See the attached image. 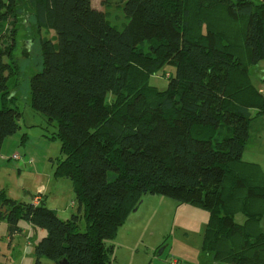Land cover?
Returning <instances> with one entry per match:
<instances>
[{
	"label": "trees",
	"instance_id": "1",
	"mask_svg": "<svg viewBox=\"0 0 264 264\" xmlns=\"http://www.w3.org/2000/svg\"><path fill=\"white\" fill-rule=\"evenodd\" d=\"M25 1L38 27L57 37L31 78V107L56 127L62 158L55 175L73 182L86 229L79 231V215L63 220L45 199L36 203L40 195L28 203L2 190L8 236L23 233L21 222L45 231L35 264L45 257L110 264L105 241L143 196L162 195L209 212L203 250L215 261L264 264V172L243 161L251 121L264 115V95L250 76L264 60V0H197L204 20L196 26L187 0H103L123 3L129 22L121 30L92 0ZM16 13L17 0H0V23ZM211 14L225 16L213 22ZM224 19L226 26L217 24ZM144 42L147 52L140 51ZM3 54L0 158L23 118L17 96L6 94L14 67ZM167 66L175 73L159 90L151 78ZM135 70L143 78L136 81Z\"/></svg>",
	"mask_w": 264,
	"mask_h": 264
},
{
	"label": "rangeland",
	"instance_id": "2",
	"mask_svg": "<svg viewBox=\"0 0 264 264\" xmlns=\"http://www.w3.org/2000/svg\"><path fill=\"white\" fill-rule=\"evenodd\" d=\"M196 1L187 0L191 13L190 22L195 26L199 24L197 20L200 19L201 23L204 20L203 10L194 5ZM92 3L95 8L105 12L109 23L115 28L121 30L128 24L129 18L124 12L123 3L112 1L104 4L103 0H92ZM223 16L225 15L211 14L210 19L217 22ZM226 19L217 24L226 26ZM47 41L57 44L55 32L41 30L26 1L17 0L16 16L0 23V51L4 53L5 63L14 67L7 72L9 78L6 94L11 98L17 96L16 104L23 112L19 132V135L23 134V140L16 147L7 149L8 163L0 170V191L4 190L14 200H26L28 203L32 201V196L44 193L48 204L57 207L62 218L70 219L73 214L79 215V231L84 232V213L79 212L78 202L74 208L70 206L76 201L73 182L55 175L62 158L61 141L56 127L30 104V81L43 69V51ZM214 45L221 47L217 41H214ZM148 48L149 44L144 42L140 51L147 52ZM243 50L241 48L238 51L241 57H245ZM260 65H264V62ZM134 73L136 81L143 78L139 70ZM174 73V68L167 66L159 75L153 73L151 84L159 90H167L168 78ZM142 85L138 84L139 87ZM132 88L138 89L136 86ZM255 137L251 142L252 149H255V155L252 156L264 160V129L260 127ZM14 155L19 156V159H13ZM208 216L209 212L201 207L183 204L167 196L145 195L137 211L131 212L125 224L117 230L115 238L105 241V245L112 248L110 264H172V260L180 264H187L185 261L188 260L190 264H195ZM244 217L239 214L238 220L242 221ZM21 223L23 233L11 239L7 223L0 221V264H35L32 246L45 236V231L31 230L28 223ZM42 263L55 264L47 257Z\"/></svg>",
	"mask_w": 264,
	"mask_h": 264
},
{
	"label": "crops",
	"instance_id": "3",
	"mask_svg": "<svg viewBox=\"0 0 264 264\" xmlns=\"http://www.w3.org/2000/svg\"><path fill=\"white\" fill-rule=\"evenodd\" d=\"M47 31V30H46ZM51 32V31H50ZM55 38V37H54ZM261 62H264V61H261ZM260 62V63H261ZM260 63H258L257 65L255 66H252L250 68V76H251V79H252V82L253 84L260 90V92L264 95V65H260ZM31 95V94H30ZM30 104H31V96H30ZM262 128L264 129V115L263 116H259L255 119H253L251 121V129H250V138H249V141L247 143V146H246V149H245V152H244V155H243V161L247 162V163H252V164H257L261 170L264 172V163L262 161V159H259L257 156L253 157L252 155H255V152L254 150L255 149H252L253 147H251V142L253 140L256 139L255 137V134H257V131L259 128ZM21 131V127H20V130L12 137H9L5 140L4 144H3V147H2V151H1V158H0V164H1V168L4 164L8 163L6 160L8 159L7 157V154H8V147H16V145L18 143H21L22 140H23V134L22 135H19V132ZM253 133H254V136H253ZM7 144V147L5 148ZM6 149V150H5ZM13 152V151H12ZM11 152V153H12ZM251 155V156H250ZM1 190V189H0ZM40 195L41 197H35L36 199H40L39 202H41V200L45 199V195L44 193H40V194H37L35 196H38ZM35 199V202L38 203ZM24 202H27L26 200H23ZM48 199L46 200V204L49 208L51 209H55L57 212H58V215L61 219L63 220H68V219H64L60 216V210L55 207V206H51L48 204ZM209 217V216H208ZM238 217H239V214L237 215L236 219L239 223H245L246 222V218L244 217L242 221H239L238 220ZM22 229H23V225L22 223L20 224ZM31 228V230H35V228L28 224ZM207 225V224H206ZM260 228L264 230V217L262 218L261 222H260ZM38 230V229H37ZM39 230H42V229H39ZM37 233V231H36ZM37 243V241H36ZM29 245L31 244V242L28 243ZM202 246L199 247L197 250L199 252V257L196 261L195 264H233V263H230V262H225V263H219L218 261H215L213 258V254H206L203 250V238H202ZM33 248V253H34V249H35V245L32 246ZM189 259H191V257H189ZM176 261V260H175ZM178 261H176L177 263ZM187 264H190V261L186 260L185 261ZM177 264H180L179 262Z\"/></svg>",
	"mask_w": 264,
	"mask_h": 264
},
{
	"label": "built area",
	"instance_id": "4",
	"mask_svg": "<svg viewBox=\"0 0 264 264\" xmlns=\"http://www.w3.org/2000/svg\"><path fill=\"white\" fill-rule=\"evenodd\" d=\"M12 158L15 159V160H18V159H19V156L14 155ZM39 200H40V199H36L37 202H39ZM70 206H71L72 208H74V207H75V201H73V202L71 203ZM172 264H177V263H176L175 260H172Z\"/></svg>",
	"mask_w": 264,
	"mask_h": 264
},
{
	"label": "water",
	"instance_id": "5",
	"mask_svg": "<svg viewBox=\"0 0 264 264\" xmlns=\"http://www.w3.org/2000/svg\"><path fill=\"white\" fill-rule=\"evenodd\" d=\"M135 211H137V209H136ZM59 264H67V260H66V259H63V260H61V261L59 262Z\"/></svg>",
	"mask_w": 264,
	"mask_h": 264
}]
</instances>
